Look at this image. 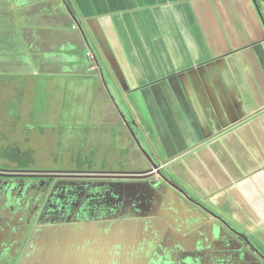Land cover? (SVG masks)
<instances>
[{"label": "crops", "instance_id": "obj_1", "mask_svg": "<svg viewBox=\"0 0 264 264\" xmlns=\"http://www.w3.org/2000/svg\"><path fill=\"white\" fill-rule=\"evenodd\" d=\"M41 68L94 93L95 123L75 127L101 136L117 127L112 140L127 137L145 161L121 173L129 180L98 169L82 177L118 191L115 230L100 220L50 226L46 264H148L153 242L178 264H254L233 228L264 247V0H0V88L23 90ZM167 180L202 196L226 226ZM132 189L151 197L147 212L133 215ZM60 235L59 261L50 247Z\"/></svg>", "mask_w": 264, "mask_h": 264}, {"label": "rangeland", "instance_id": "obj_2", "mask_svg": "<svg viewBox=\"0 0 264 264\" xmlns=\"http://www.w3.org/2000/svg\"><path fill=\"white\" fill-rule=\"evenodd\" d=\"M66 23L68 24V21ZM1 82L2 79H0ZM23 83H25L23 90H20L15 83L7 85L6 88L2 86L0 88L1 172L7 171V168L20 169L23 167L25 168L24 172L27 173L49 174L47 176L71 179L73 176L70 174L84 173L88 175L90 173L93 175L98 169L100 174L115 177L117 174L133 170L136 163L141 168L145 165V161L137 159L142 154L136 153L135 149L129 148L126 144L128 142H125L124 139L127 137H113L114 140H112L110 134L118 131L117 127L106 132L109 136L90 132L86 134L82 129L75 127V125L85 122L94 124L97 117L95 110L98 105L94 103L91 108L89 104L94 93L88 90L84 83L70 77L46 75V69L42 68L38 78L34 80L32 77L25 76L24 80L19 82V86ZM95 99L99 104L107 101L105 95L102 97L99 94V89L95 90ZM90 115L91 121L87 119ZM129 140L133 141V139ZM138 144L136 145L138 146ZM14 159L17 161L15 162ZM57 173L64 175L60 176ZM70 186L76 190L75 193L88 188V185ZM104 191L107 190H96L95 196L87 201L91 205L89 208L95 210L107 207L101 205L100 200L103 198L110 200L111 210L97 211V214L99 220L103 224L110 223L108 228H112L114 231L112 221L118 217L116 209L119 205L115 207L118 191L113 196L108 192L104 193ZM130 192L132 195L129 194V197L133 198L134 190L132 189ZM133 199L138 207L146 209L145 203L148 200ZM4 200L5 197L0 189V204ZM69 200L75 202L77 198L72 197ZM94 201L95 204L92 206ZM114 207L115 209H113ZM0 208H3V204ZM2 221L5 220H2L1 216L0 222ZM235 230L233 228L234 233H232L240 241V244L235 243L238 251V248L244 249L249 253V256L252 252L256 253L255 250L259 251L261 246L258 245L252 250L250 245L252 246L253 243L250 242V239L248 241L250 245L246 241L243 242L241 236L244 234ZM158 257L160 261H154L153 264L179 263L178 259L174 260L173 255L168 258L160 255ZM2 263L11 264L8 260H4Z\"/></svg>", "mask_w": 264, "mask_h": 264}, {"label": "flooded vegetation", "instance_id": "obj_3", "mask_svg": "<svg viewBox=\"0 0 264 264\" xmlns=\"http://www.w3.org/2000/svg\"><path fill=\"white\" fill-rule=\"evenodd\" d=\"M56 1L59 3H61V1L63 2V0ZM60 10L62 9H59V12ZM45 66L46 65L42 64L41 67ZM157 167L158 172L162 173L161 167ZM7 169L8 170L4 172L0 171V179H2L0 180V189L3 192V197H5V200L1 202L3 208H0V219L2 216V220H5L4 222H0V262L8 260L11 264H46L44 260H47L48 263L49 259L44 256L40 257L39 254L43 251V248H41L40 245L42 238L45 236L43 231L52 230V227L50 226L57 229H63L72 224L80 226L89 221H97L99 220L97 211L111 210V203L108 199L103 198L100 200V204L107 206L106 208L110 209L102 207L101 209L96 208L93 210L92 208H89L91 205L87 201L95 196L96 190L99 189L102 191V186L97 185H103L104 183H89L88 189L81 192L77 191V193H75L76 190L74 188L70 187L68 189V187L70 185L78 187L83 186L86 181L85 178H55L47 176L48 174L33 172L22 173L21 170H13V168ZM127 176L128 174H117L115 178H121V180L124 181L122 177L125 178ZM59 179L68 180L69 182L66 184H60L62 181ZM96 180H99V178H96ZM173 185L177 186L185 193L184 197L189 202L213 213L209 208L207 209V206L204 203L205 199L202 196L196 194L194 197L188 193L186 189H183L176 184ZM104 186L105 185H103V187ZM108 187L111 188L113 185L109 184ZM117 188L123 189L122 187ZM134 196H136L135 193L133 197ZM72 197L77 198V200L71 202L69 198ZM130 199L132 200L133 198ZM140 200L145 201L143 199ZM147 200L151 201V197H148ZM118 203L119 202H116L117 205ZM127 203H129V200L125 202L126 205ZM94 204L95 201L92 206H94ZM139 207L138 211L134 210L135 213L133 212V215H138L139 213L143 214V212L146 211L145 208ZM241 237L244 238V235ZM155 243L156 242H153L151 243L152 246H149L151 248L149 249L150 252L154 253V255H152V253L148 254L150 255L148 258V264H153L154 261L158 260V255L166 257L168 254L167 249H157L159 251L153 250ZM49 247L50 245L47 244L44 248L49 250ZM250 247L252 250L255 248L254 245H250ZM255 251L257 259L254 258V264H264V247L259 248V251ZM248 260L250 261L249 264L253 263L252 257L248 258Z\"/></svg>", "mask_w": 264, "mask_h": 264}, {"label": "water", "instance_id": "obj_4", "mask_svg": "<svg viewBox=\"0 0 264 264\" xmlns=\"http://www.w3.org/2000/svg\"><path fill=\"white\" fill-rule=\"evenodd\" d=\"M155 167H156V169H155ZM153 171H154V173L152 174L153 176L152 177H155L154 175H155V171H158V167L157 166H154V169H153ZM159 174H160V176H162V173L161 172H159ZM89 178V177H88ZM95 178H97L96 176H95ZM121 179V178H120ZM122 179H127V180H129L128 179V177H122ZM134 179H141V178H134ZM166 183L168 184V185H170V186H172V188H173V190H174V192L176 193V194H179L180 196H182V197H184L185 196V193L182 191V190H180L177 186H174L172 183H170V182H168V180L166 181ZM88 189V188H87ZM138 195H140V192H139V194ZM185 198V197H184ZM134 207H136L137 209H138V207H137V205L135 204V202H134ZM113 209H115V207L113 208ZM117 210V209H116ZM202 210H203V212H205L206 213V216L207 217H209V219H213V220H217L218 222H220V223H222V224H224L225 226H226V220H224L225 218H224V216H222V215H220V213L217 215V214H215L214 212L213 213H210V211L208 212V211H206V210H204L203 208H202ZM212 217H214V218H212ZM60 240H61V242L59 241V239L57 240L58 241V243L56 242L55 244L57 245L56 247H57V249H55V245H53L54 247H50V248H52V250L54 251V254H55V257H56V259H58L59 261L61 260L60 258H59V256H61V253H59L60 252V250H61V248H63V246H62V244L61 243H64L63 241L65 240V235H60ZM52 241V240H51ZM56 241V240H55ZM60 242V243H59ZM52 250H48V251H52ZM62 256H64V255H62Z\"/></svg>", "mask_w": 264, "mask_h": 264}, {"label": "trees", "instance_id": "obj_5", "mask_svg": "<svg viewBox=\"0 0 264 264\" xmlns=\"http://www.w3.org/2000/svg\"><path fill=\"white\" fill-rule=\"evenodd\" d=\"M14 161L16 162L17 161V159H14ZM24 169L25 168H20V169H18V168H15V169H13V170H21L22 171V173H24ZM81 174V176H78V175H80ZM49 175V174H48ZM57 175H64L63 173H57ZM71 176H73L71 179H81L83 176H85L86 178H88L87 176H93L92 174H84V173H74V174H70ZM92 177H89V179H91ZM70 179V178H69ZM187 191V190H186ZM189 193V192H188ZM190 194L191 195H193L194 197L196 196V193L195 192H190ZM202 201V200H201ZM204 203H205V205L207 206V208H209L211 211H217V209L216 208H214V207H210L209 205H208V202L205 200L204 201ZM218 214H219V212H217ZM222 213V212H221ZM220 215H222V214H220ZM223 216V215H222ZM2 262H4V260L2 261ZM2 262H0V264H3ZM5 264V263H4Z\"/></svg>", "mask_w": 264, "mask_h": 264}, {"label": "clouds", "instance_id": "obj_6", "mask_svg": "<svg viewBox=\"0 0 264 264\" xmlns=\"http://www.w3.org/2000/svg\"><path fill=\"white\" fill-rule=\"evenodd\" d=\"M155 173H158V171H155ZM138 207V206H137Z\"/></svg>", "mask_w": 264, "mask_h": 264}, {"label": "bare ground", "instance_id": "obj_7", "mask_svg": "<svg viewBox=\"0 0 264 264\" xmlns=\"http://www.w3.org/2000/svg\"><path fill=\"white\" fill-rule=\"evenodd\" d=\"M147 18V17H146Z\"/></svg>", "mask_w": 264, "mask_h": 264}]
</instances>
